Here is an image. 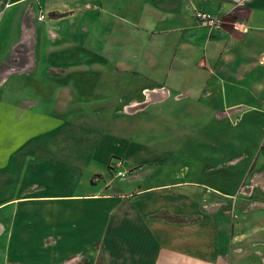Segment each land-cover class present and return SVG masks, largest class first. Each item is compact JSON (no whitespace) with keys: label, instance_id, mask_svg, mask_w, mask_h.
<instances>
[{"label":"crops","instance_id":"crops-1","mask_svg":"<svg viewBox=\"0 0 264 264\" xmlns=\"http://www.w3.org/2000/svg\"><path fill=\"white\" fill-rule=\"evenodd\" d=\"M4 6L16 8L7 16L14 38L6 54L32 31L34 59L27 65L42 66V53L45 67L67 70L66 63L52 59L61 47L50 37L47 14H64L49 17L60 37L74 29L71 21L81 33L92 26L98 40L112 39L109 46L97 40L101 56H110L118 73L130 76L129 92L137 94L130 93L125 105L136 101L130 113L146 144L212 145L211 153L198 155L196 145L189 151L188 143L180 144L185 163L176 169L164 166V151L157 160L131 164L118 155L128 170L116 164L108 169L116 176L125 172L128 188L115 189L91 163L99 152L89 142L94 132L67 120L72 100L67 85L59 82L49 105L36 108L34 92L20 89L19 99L12 97L19 87L14 81L27 75H10L0 92L5 264H241L247 255L243 242L261 239L264 231L260 222L234 217L236 209H264V0H8ZM197 10L216 15L220 24H201ZM153 92L159 101L147 103ZM24 100L30 107L20 114ZM170 128L174 138L165 137ZM145 164L167 172L138 182ZM63 233L77 245L57 248ZM47 237L53 244L42 252L39 244Z\"/></svg>","mask_w":264,"mask_h":264},{"label":"rangeland","instance_id":"rangeland-1","mask_svg":"<svg viewBox=\"0 0 264 264\" xmlns=\"http://www.w3.org/2000/svg\"><path fill=\"white\" fill-rule=\"evenodd\" d=\"M7 2L8 0H4L3 3H0V22H2L0 24V92L2 81L5 78L13 74H25L27 76L21 77L20 81H14L19 83V87L15 86L14 95H12V97L17 101V99H19L17 93L20 92V89L31 91L37 94V100L40 102V105L36 104L35 107L45 108L50 98H53L54 90L58 87L59 82L66 84L67 91L71 92L72 95L71 105L70 107L68 106L66 112L67 120L79 123L82 125V128L90 129L94 132L91 136L92 132L90 131L89 142L95 141L99 146V152L92 158L91 163L98 169V173L103 175V179L106 178L107 180L113 181L115 189L128 188L127 180L123 178V175L116 176L115 174H117V172L111 173L108 169V166L114 169L113 165L118 163H121L119 166H122L124 158L118 155H125L128 163L131 164L130 162L140 158L157 160V155L161 157V152L164 151L166 152L165 157H168L166 160L167 163H165L164 166L176 169L179 162L185 163L184 158H181L182 150L179 149V145L182 143H188L187 146L190 147L187 150L189 151L193 150L192 145H196L197 147L195 149L199 150L198 155H205L212 152V145L208 143L205 144V142L154 141L152 142V146L146 144L148 143L147 138H145L143 134H137L139 133V131L135 129V121H137V119L130 113L134 110L136 101H132V103L125 105V103L129 101L127 97H129L130 93L132 95L137 94L134 90L129 92V86L131 84L130 76L128 73L125 75L118 73V69L114 66L110 56H101V50L96 49L98 48L97 43L102 42L106 46H109L112 45V39H106V41L98 40L97 35L93 33L99 30L90 26L91 24L89 25L88 32L82 29L84 31L83 34L80 31L81 29L75 27L76 21H71L70 26L74 27V29H72L71 33L68 35L60 37L55 33L58 26L49 21V15L47 14L46 20L49 22L47 28L50 29V37L52 39H59L58 41L60 42H57V45L61 47L57 51L56 56L54 55L55 57L52 59H56L55 64L61 62L66 63L68 67L67 70L65 67H45L46 60H44L45 57L42 53H40L39 56L40 60L43 59L42 66L36 67V65H27V62H32L34 59L33 50L35 35L32 31L29 35H25V39H23V36H20L19 40L22 41L23 39V42L15 47V52L6 54L8 48H10V41L14 38V34L10 32L12 20L8 19L7 16H9L8 14L10 12L16 10L15 7H5L4 5H6ZM93 30L94 32L92 33ZM43 39V32L40 31L39 46L45 44ZM62 40H66L63 46V42L61 43ZM67 40L69 42L66 44ZM28 75L36 76L30 77ZM49 75L55 76L50 78ZM146 101H148L147 103L155 104V102L159 101V95L153 92L152 98L146 99ZM147 103L137 106H146ZM60 104V106H65V99H61ZM48 105L49 104H47V106ZM28 107H30L28 101L24 100V102H20L18 107L19 113L21 114L23 109L26 110ZM61 112L62 110L60 108L54 111L57 115ZM7 122L10 123L11 121ZM74 134L77 133L75 132ZM174 135L175 130L173 128L166 130L165 137L174 138ZM74 137L78 138L80 134L78 133ZM154 138H156V136H154ZM141 143L144 145L141 146ZM136 144L140 145V147L135 148L133 145ZM112 153L113 155L111 156ZM201 158L204 159V157ZM109 163L112 164L109 165ZM151 166V172L147 171ZM121 168L127 171L128 164H124ZM164 172H167V167L158 164H145L142 179H139L138 182H141V180L146 182L151 176H164L162 175ZM88 173H92V170L89 169L86 174ZM93 175L94 174H92V176ZM94 178L97 180V178L100 177L95 175ZM52 180L54 179L51 178V181ZM60 181L58 173L56 185H58ZM96 188L97 187H94L92 190ZM248 203V206L253 205L251 202ZM234 211V217H237L236 221L247 220L248 224L253 221L252 223L260 222V225H264V209H249L246 207L244 211H240L239 209ZM40 214H43V212ZM58 237L60 243L58 242L57 248H70L72 245H77L70 241H66L64 233ZM260 238L259 240H255L256 242L251 239H246V242H243L245 244L244 251H246L245 253H247V255L242 259L241 264H264V231L260 233ZM41 243L39 244L41 247L39 250L42 252H49L48 245H52L53 240L47 237L45 242L43 244ZM52 249H54V247H52ZM0 251L2 253H7L4 246H0ZM0 264H5L4 256L0 257Z\"/></svg>","mask_w":264,"mask_h":264},{"label":"built area","instance_id":"built-area-1","mask_svg":"<svg viewBox=\"0 0 264 264\" xmlns=\"http://www.w3.org/2000/svg\"><path fill=\"white\" fill-rule=\"evenodd\" d=\"M195 15H196L197 20L203 25H206L209 27H216L220 24V18L217 17L216 15H213L210 12L197 10ZM44 17L45 16L41 14L39 16V20L43 19ZM119 165H121V163L114 165V167H119ZM124 174L125 172H122V171L118 172L119 176H122V175L124 176Z\"/></svg>","mask_w":264,"mask_h":264},{"label":"trees","instance_id":"trees-1","mask_svg":"<svg viewBox=\"0 0 264 264\" xmlns=\"http://www.w3.org/2000/svg\"><path fill=\"white\" fill-rule=\"evenodd\" d=\"M62 16H64V14L56 13V12H49L50 18H56V17H62Z\"/></svg>","mask_w":264,"mask_h":264},{"label":"bare ground","instance_id":"bare-ground-1","mask_svg":"<svg viewBox=\"0 0 264 264\" xmlns=\"http://www.w3.org/2000/svg\"><path fill=\"white\" fill-rule=\"evenodd\" d=\"M12 6H13V5H12ZM12 6H11V7H12Z\"/></svg>","mask_w":264,"mask_h":264}]
</instances>
